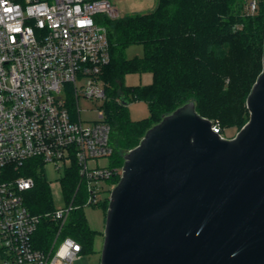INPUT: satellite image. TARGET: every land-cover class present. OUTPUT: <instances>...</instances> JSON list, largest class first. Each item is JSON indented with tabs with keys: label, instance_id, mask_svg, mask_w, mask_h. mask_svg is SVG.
I'll return each mask as SVG.
<instances>
[{
	"label": "built area",
	"instance_id": "built-area-1",
	"mask_svg": "<svg viewBox=\"0 0 264 264\" xmlns=\"http://www.w3.org/2000/svg\"><path fill=\"white\" fill-rule=\"evenodd\" d=\"M258 1L247 0L246 12L255 13ZM101 17H118L109 0H0L1 264H73L82 246L62 237L69 214L98 205L102 182L120 177L121 167L89 165L113 152L105 111L98 109L97 118L84 124L67 99L74 95L77 103L80 91L90 100L107 97L102 74L110 51ZM31 158L57 170L75 165L83 189L80 203L72 198L42 215L56 225L44 247L34 240L41 215L23 202L34 181L6 170Z\"/></svg>",
	"mask_w": 264,
	"mask_h": 264
},
{
	"label": "water",
	"instance_id": "water-1",
	"mask_svg": "<svg viewBox=\"0 0 264 264\" xmlns=\"http://www.w3.org/2000/svg\"><path fill=\"white\" fill-rule=\"evenodd\" d=\"M262 48L233 137L190 100L123 155L99 264H264V37Z\"/></svg>",
	"mask_w": 264,
	"mask_h": 264
},
{
	"label": "trees",
	"instance_id": "trees-1",
	"mask_svg": "<svg viewBox=\"0 0 264 264\" xmlns=\"http://www.w3.org/2000/svg\"><path fill=\"white\" fill-rule=\"evenodd\" d=\"M246 2L157 0L156 7L147 13L101 17L110 51V62L102 77L108 91L105 113L113 148L112 166L120 168L123 155L139 143L150 126L190 100L219 133L245 124L249 118L245 100L262 70L264 37V0L258 1L253 14L246 12ZM130 45H140L142 56L127 58L125 49ZM135 72L151 74V81L124 85L125 75ZM121 97L128 103L144 101L148 116L131 120ZM69 105L73 106L72 99ZM6 170L12 177L24 175L33 179V187L23 193V202L31 213L41 215L34 240L35 246H46L53 239L54 224L42 216L52 210V204L41 160L31 158L16 169L8 166ZM118 180L116 175L108 182L116 184ZM78 183L73 165L65 170L61 186L76 203L83 200V189ZM103 205L106 210L108 203ZM95 235L82 209H74L62 237L71 236L80 242L82 251L93 252Z\"/></svg>",
	"mask_w": 264,
	"mask_h": 264
},
{
	"label": "rangeland",
	"instance_id": "rangeland-1",
	"mask_svg": "<svg viewBox=\"0 0 264 264\" xmlns=\"http://www.w3.org/2000/svg\"><path fill=\"white\" fill-rule=\"evenodd\" d=\"M110 3L114 6L117 11L118 17H125L138 13H147L153 10L157 5V0H109ZM142 47L140 45H130L125 49V56L127 58H131L135 55L142 56ZM151 81V74L144 73H128L125 75L123 83L124 85H138V84H146ZM68 89L70 85H67ZM106 93L107 88L105 86ZM108 95V94H106ZM74 95L68 94L67 99L74 100V105L72 109L80 110L79 116L84 124H91L93 120L97 118L98 109H103L105 111V105L108 101V97L101 101L90 100L83 97L82 92L80 91L78 94V101L76 103ZM71 97V98H70ZM126 106V111L131 120H139L148 116V107L147 104L142 100H132ZM76 113V112H75ZM238 127H227L224 128L221 132V136L225 138L233 137L237 131ZM113 159V155L98 158L97 160L89 161V165L92 166L97 164L99 166L107 164L111 165ZM96 162V163H95ZM44 171V177L46 184L49 189L50 200L52 204V209L63 206L68 203L71 199L65 195L62 186L61 179L64 176L65 170L59 169L57 170L53 164L47 163L42 165ZM114 186V185H113ZM112 184L102 182L100 187L99 196V204L96 206H85L82 207V213L85 216L86 222L90 229L96 232L94 243H93V252L82 251L80 257L74 260L73 264H99L100 252L103 242V230H104V222H105V214L106 210H104L105 206L103 204L107 202V196L109 195L105 192L108 189H112ZM111 187V188H110ZM105 194L107 195L105 197ZM107 209V207H106ZM54 224V223H53ZM55 224L51 225V228L55 230ZM49 243V242H48ZM3 260V256L0 254V264Z\"/></svg>",
	"mask_w": 264,
	"mask_h": 264
}]
</instances>
